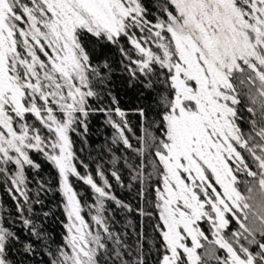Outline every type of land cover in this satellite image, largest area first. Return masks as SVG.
<instances>
[{
  "label": "snow or ice",
  "instance_id": "snow-or-ice-1",
  "mask_svg": "<svg viewBox=\"0 0 264 264\" xmlns=\"http://www.w3.org/2000/svg\"><path fill=\"white\" fill-rule=\"evenodd\" d=\"M106 49L113 56L99 55ZM117 73L156 109L152 119L137 109L135 147L112 92ZM98 114L113 143L133 153L123 166L143 202L137 209L99 169L103 187L78 171L73 134L84 136ZM44 164L57 173L66 214L50 264H264V0H0V183L37 240L32 205L51 189L37 180L33 199L28 174ZM71 177L94 203L79 198ZM107 201L151 217L153 235L127 243ZM18 244L0 225V264H15ZM20 251L35 254L30 243Z\"/></svg>",
  "mask_w": 264,
  "mask_h": 264
},
{
  "label": "trees",
  "instance_id": "trees-1",
  "mask_svg": "<svg viewBox=\"0 0 264 264\" xmlns=\"http://www.w3.org/2000/svg\"><path fill=\"white\" fill-rule=\"evenodd\" d=\"M102 57L107 55L113 56L111 50H105L99 53ZM118 58V57H117ZM112 92L116 99L119 101L118 106L125 112V118L129 125L125 129V135L130 139L133 146H138L136 137L141 135V117L137 111L139 108L148 109L149 118L152 119L155 112V106L149 107L152 97L151 95H140V89L129 87L126 77H122L117 73L112 84ZM105 106L115 108L117 105L111 104V98L106 97L104 101ZM114 120L123 124L120 117L113 113ZM81 132L83 129L81 128ZM116 135L115 130L106 122V117L103 114L93 115L90 117L88 124V132L84 136L73 134L74 151L78 157L75 161L78 171L82 175H91L94 181L103 187L101 177L97 175L98 169L104 173V178L112 185V191L124 203L132 205L134 209L142 205V201L137 194L138 187L133 185L129 189L130 183L129 172L124 167V157H132L133 153L130 150L124 149L122 144H114L113 137ZM118 162L114 165L113 160ZM80 161L87 165L85 168ZM117 171L121 176L123 187L118 183L115 177L112 176L113 171ZM29 192L30 197L35 199V189L38 187L37 180H42L46 186L51 190L42 191L40 199L42 204H33V212L29 216L35 225L38 226V231L43 237L42 240H37L32 237L27 230L24 229L20 214L16 209V201L9 195L7 188L9 185L0 183V225L9 228L15 232L19 237V244L17 248L10 253V257L14 260L15 264H50V256L48 252H56L57 247L63 243L65 235L64 223L66 222V214L63 210V197L58 191V176L56 171L49 165L44 164L43 170L38 177L33 178V174H29ZM70 182L75 191L80 194V199L86 203H94V193H92L89 186L84 185L81 180L76 177H71ZM19 196L18 193H16ZM146 201L154 199V193L151 188H146L145 192ZM22 204V199L20 200ZM107 208L111 213H114L111 220L114 225V230L122 234V238L127 243L134 245L138 240V234L143 231L146 236L153 235L152 224L154 221L151 217H140L137 212L127 213L115 206L114 202L107 201ZM48 212L49 215L45 216L44 213ZM27 215V211H25ZM86 220L90 222V216L87 207L84 210ZM131 224L128 225V222ZM126 225H128L126 227ZM30 243L34 249L35 254L30 255L20 251L22 245ZM145 247H149L148 240L144 241Z\"/></svg>",
  "mask_w": 264,
  "mask_h": 264
}]
</instances>
